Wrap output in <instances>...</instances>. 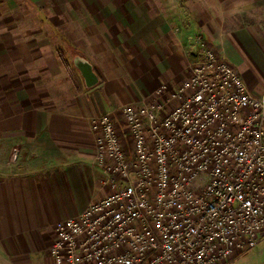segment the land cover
<instances>
[{
    "label": "built area",
    "instance_id": "1",
    "mask_svg": "<svg viewBox=\"0 0 264 264\" xmlns=\"http://www.w3.org/2000/svg\"><path fill=\"white\" fill-rule=\"evenodd\" d=\"M202 45L177 88L92 119L109 192L56 224L51 264H229L264 241V96Z\"/></svg>",
    "mask_w": 264,
    "mask_h": 264
},
{
    "label": "crops",
    "instance_id": "2",
    "mask_svg": "<svg viewBox=\"0 0 264 264\" xmlns=\"http://www.w3.org/2000/svg\"><path fill=\"white\" fill-rule=\"evenodd\" d=\"M216 41L250 90L264 96V24L240 25ZM0 57V264H51L56 224L109 192L94 162L92 119L173 75L152 64L143 88H87L78 69L84 87L59 96L56 87L69 83L33 82L22 67L12 68L8 55ZM167 80L170 88L177 84ZM229 264H264V241Z\"/></svg>",
    "mask_w": 264,
    "mask_h": 264
},
{
    "label": "rangeland",
    "instance_id": "3",
    "mask_svg": "<svg viewBox=\"0 0 264 264\" xmlns=\"http://www.w3.org/2000/svg\"><path fill=\"white\" fill-rule=\"evenodd\" d=\"M237 1L0 0V55H8L12 68L14 64L22 67L33 82L38 78L52 88L59 81L69 83L56 87L61 88L59 96L65 95L66 88L84 87L74 65L76 55L94 64L98 88H143L152 64L172 73L166 78L176 80L173 88L161 78L145 95L108 109L115 111L131 102H151L156 99L155 90L164 84L177 88L189 77L203 41L220 52L216 38L225 31L264 24V0H241V5ZM120 129L125 134L122 124ZM33 264L43 263L36 259Z\"/></svg>",
    "mask_w": 264,
    "mask_h": 264
},
{
    "label": "water",
    "instance_id": "4",
    "mask_svg": "<svg viewBox=\"0 0 264 264\" xmlns=\"http://www.w3.org/2000/svg\"><path fill=\"white\" fill-rule=\"evenodd\" d=\"M74 65L81 72L87 88H92L99 84L100 78L94 69L93 64L83 55L74 57Z\"/></svg>",
    "mask_w": 264,
    "mask_h": 264
}]
</instances>
